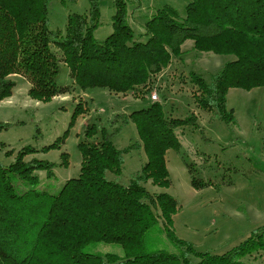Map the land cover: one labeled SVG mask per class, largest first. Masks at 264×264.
Returning a JSON list of instances; mask_svg holds the SVG:
<instances>
[{
    "label": "trees",
    "instance_id": "1",
    "mask_svg": "<svg viewBox=\"0 0 264 264\" xmlns=\"http://www.w3.org/2000/svg\"><path fill=\"white\" fill-rule=\"evenodd\" d=\"M51 1L0 0V100L12 95L15 76L29 83L28 96L37 101L67 93L68 87L55 82L61 63L68 66L77 90L103 88L141 96L173 57L179 58L188 39L199 52L232 56L210 81L192 73L198 109L216 110L233 123V110L225 104L228 89L264 85V0H187L184 15L164 4L154 9L137 38L127 16L129 6L133 12L141 0H113L112 31L102 41L94 37L99 0H88L86 14H68L62 31L48 28ZM130 122L139 140L117 148L113 138ZM180 125L199 128L196 114L168 116L155 100L140 110L113 115L112 128L101 127L96 140H90L98 132L95 124L87 123L85 139L78 143L79 174L56 194L35 189L36 172L52 176L54 168V163L36 158L25 161L35 149L25 146L9 165L0 164V264H252L242 258L264 254V225L222 254L200 252L172 230L176 200L145 187L147 181L169 186L165 154L179 147L174 130ZM6 127L0 122V130ZM135 146L146 154L141 169L125 185L109 179L107 173H121L123 155ZM14 178L31 187L18 191ZM192 183L201 186L195 179ZM158 221L177 252L145 246L146 233ZM99 242L120 245L123 255L86 250Z\"/></svg>",
    "mask_w": 264,
    "mask_h": 264
},
{
    "label": "rangeland",
    "instance_id": "2",
    "mask_svg": "<svg viewBox=\"0 0 264 264\" xmlns=\"http://www.w3.org/2000/svg\"><path fill=\"white\" fill-rule=\"evenodd\" d=\"M186 3L187 0H141L133 12L129 6L127 21L137 38L154 9L168 4L184 15ZM99 4L100 18L94 37L102 41L112 31L114 5L113 0H99ZM88 8V0H52L48 28L62 31L68 14H86ZM181 45L179 58L173 57L141 96L114 94L103 88L77 90L68 66L61 63L55 82L69 91L48 101H37L28 96L29 83L15 76L12 95L0 100V122L7 124L0 130V164L9 165L25 146L35 149L23 157L25 161L36 158L54 163L52 176L44 171L36 172L39 182L35 189L56 194L64 182L79 174L78 143L85 139L86 124H95L98 132L90 140H96L101 127L112 128L113 115L149 106L153 101L151 94L155 93V101L161 102L168 116L184 118L194 113L199 128L180 125L174 130L179 147L170 148L165 154L169 186L159 187L147 181L145 187L154 193H168L176 200L172 230L195 250L222 254L240 244L264 225V85L250 90L228 89L225 104L233 110V123L222 120L216 110H200L193 99L197 87L191 82L192 73L210 81L232 56L199 52L189 39ZM138 140L136 127L130 122L113 138V143L124 148ZM54 143L56 146L42 150ZM8 151H11L9 155ZM145 161L143 148L135 146L123 155L121 173L106 175L125 185ZM14 179L18 191L31 187ZM193 179L201 186L195 188ZM145 239L149 250L162 248L177 252L160 221L146 233ZM86 250L123 255V248L116 243L99 242ZM191 259L196 261L193 256ZM242 260L264 264V254L254 252Z\"/></svg>",
    "mask_w": 264,
    "mask_h": 264
},
{
    "label": "built area",
    "instance_id": "3",
    "mask_svg": "<svg viewBox=\"0 0 264 264\" xmlns=\"http://www.w3.org/2000/svg\"><path fill=\"white\" fill-rule=\"evenodd\" d=\"M156 98H157V94L155 93L151 94V99L156 100Z\"/></svg>",
    "mask_w": 264,
    "mask_h": 264
}]
</instances>
